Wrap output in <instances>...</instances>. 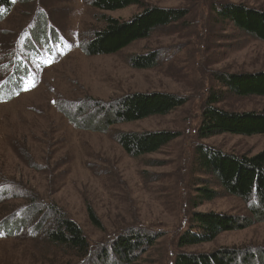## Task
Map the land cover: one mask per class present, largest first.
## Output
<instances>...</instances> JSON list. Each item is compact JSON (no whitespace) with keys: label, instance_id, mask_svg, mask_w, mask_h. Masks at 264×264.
Returning a JSON list of instances; mask_svg holds the SVG:
<instances>
[{"label":"rangeland","instance_id":"rangeland-1","mask_svg":"<svg viewBox=\"0 0 264 264\" xmlns=\"http://www.w3.org/2000/svg\"><path fill=\"white\" fill-rule=\"evenodd\" d=\"M10 2L6 17L0 8V87L16 86L19 92L0 99V226L6 233L3 225L15 215L27 227L5 240L0 232V264H40L36 260L44 250L31 238L32 230L39 237L54 208L80 226L90 245L87 259L62 255L72 264H118L104 253L130 228L157 237L133 264H173L180 253L226 247L248 249L260 257L253 264H264L259 255L264 253V220L253 217L254 202L227 193L193 161L197 146L248 157L264 149L263 135L196 138L209 94L220 98L216 108L230 113L264 112V97L236 96L219 79L263 72L264 42L218 15L228 6L264 11V0H140L141 5L114 11L94 8L93 0ZM144 7L185 10V15L115 54L84 52L104 17L126 21ZM153 54V68L130 66L132 57ZM136 93L186 101L166 115L105 124L120 99ZM154 131L174 138L139 157L117 143L123 132ZM202 188L213 197H199ZM34 204L40 206L37 219ZM88 208L99 226L90 221ZM195 213L252 222L210 242L179 247Z\"/></svg>","mask_w":264,"mask_h":264},{"label":"trees","instance_id":"trees-1","mask_svg":"<svg viewBox=\"0 0 264 264\" xmlns=\"http://www.w3.org/2000/svg\"><path fill=\"white\" fill-rule=\"evenodd\" d=\"M131 5H141V2L140 0H93L92 2L94 8L102 11H114ZM11 7L10 0H0V8L4 12L3 18L10 12ZM184 15L185 10L144 7L142 12L126 21L104 17V26L96 30L83 45L84 52L90 56L115 54L138 40L148 38L153 30L179 21ZM218 15L223 19L230 20L240 30L264 42V11L248 9L243 6H228L218 10ZM3 62L4 65L8 63L7 60ZM130 66L136 69L153 68L156 66L155 54L134 56L130 59ZM219 79L226 89L236 96L264 97V71L250 75H225ZM18 92L16 86L4 84L0 87V99L9 100L12 95ZM185 101L184 98L171 94H131L120 99L105 124L133 122L150 116L166 115L182 106ZM219 101L220 98L212 94L206 98L196 130L197 139L225 133L247 137L264 136V112L230 113L215 107ZM173 138V134L166 131L123 132L117 136V143L128 155L139 157L158 151ZM194 153L193 161L197 171L214 176L220 186L230 195L254 202L250 208L253 217L264 220V149L249 157L229 155L204 146H197ZM201 191L199 197L205 199L213 197L205 194L204 188ZM32 208H35L33 215L37 219L35 211L39 210L40 206L34 204ZM51 212L48 217L50 224L41 226L37 231L41 234L39 237H36L32 230L34 237L31 238L38 241L37 244L41 243L38 247L42 246L44 250L37 258L36 263L72 264V261L63 259L62 255L78 258V260L87 259L90 245L80 226L55 208ZM14 217L15 215H11V221L3 225L6 233L1 231L2 226H0L3 240L8 236H20L21 229L27 227L21 219L18 221ZM88 217L93 225L99 226V222L90 208H88ZM189 220L187 230L178 239L179 247L210 242L222 232L240 230L252 222L247 219L225 217L212 213H195ZM33 223L32 220L30 226L34 227ZM116 237L109 253H104V255L108 258L109 255L116 258L118 264H133L143 246L153 244L157 238L135 228L122 231ZM259 255L264 259L263 252ZM258 259L260 257L248 249L239 250L226 247L210 253H180L176 255L173 264H253Z\"/></svg>","mask_w":264,"mask_h":264},{"label":"snow or ice","instance_id":"snow-or-ice-1","mask_svg":"<svg viewBox=\"0 0 264 264\" xmlns=\"http://www.w3.org/2000/svg\"><path fill=\"white\" fill-rule=\"evenodd\" d=\"M33 86H35V85H33Z\"/></svg>","mask_w":264,"mask_h":264}]
</instances>
